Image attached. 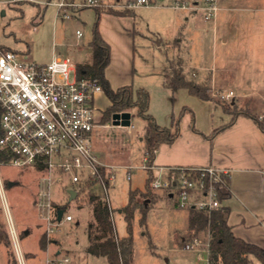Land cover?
<instances>
[{"label":"rangeland","instance_id":"1","mask_svg":"<svg viewBox=\"0 0 264 264\" xmlns=\"http://www.w3.org/2000/svg\"><path fill=\"white\" fill-rule=\"evenodd\" d=\"M57 1L0 0V51L11 50L21 54L23 61L36 64L49 63L53 57L68 59L75 66L89 62L87 47L92 39L96 11L109 7L70 8L66 10L65 14L69 17L66 19L57 8ZM82 1L65 0L66 3L76 5ZM102 1L106 6L116 3V0ZM118 1L120 4L125 3V0ZM233 2L235 4L232 6H239V10H233L229 16L242 22L241 25L238 23L240 39L237 38L238 41L234 43L229 42L226 47H222L219 41L222 29L219 19L207 21L201 11L172 9L169 7V0H157L150 6L121 10L133 14L134 35L129 57L124 56L120 49H114L109 67V72L116 75V82L113 83H118L117 87L125 85L120 84L124 82L122 75H119L125 70L129 73L127 84L131 89H144L148 93L147 113L159 127L170 129L174 124L173 120L179 119L178 146L186 143L192 122L195 128L202 131L221 127L229 118L222 111V105L234 106L235 111L247 112L262 121V62L260 60L258 63L248 64L238 54L237 48H249L253 51L262 48L264 0ZM219 14L220 12L217 13ZM76 32L80 33L79 38ZM246 32L248 38L241 36ZM257 56L263 60L261 54ZM220 58L228 61L224 70H221ZM167 59L171 60L172 67L179 64L178 69H181L186 80L204 86L209 101H200L184 90L176 93L168 89L159 90ZM222 92H233L237 97L230 103H221L216 95ZM244 94L246 98L243 97ZM106 105L103 94L95 96V114L98 116L101 113L98 124L103 126L96 130L99 133V147L95 153L101 160L121 165L113 171L116 184L110 187L113 189L109 190L108 196L114 235L123 238L126 236V224L118 211L126 204L129 189H143L146 176L142 151L144 121L131 111L128 127L112 125L111 118L104 122L101 115ZM182 108L187 110L180 115ZM152 170L159 173L158 168ZM126 175L130 177V181L126 180ZM42 176L41 169L31 165L14 167L0 164V179L2 185L5 184L3 194L7 208L6 212L0 203V264H46V260L63 257L70 259L68 264H106L101 258L85 254L86 228L93 223L87 195H100L98 187L84 182L76 196L69 200L67 190L71 185L65 177L61 184L52 186L53 204L64 207L66 215H70L72 221L56 222L52 215L51 223L57 226L52 227V233L48 234L45 215L35 206ZM7 183H12V186L7 187ZM154 193L157 198L146 213L145 225H140V215L137 212L132 220L131 264H206L207 251L204 244L208 236L205 233L194 235L188 230L189 208H179L177 199L168 198L162 191ZM8 218L15 236L8 229ZM41 238L45 241V247L49 246L50 252L48 249H40ZM195 238L201 247L186 251L185 245ZM251 260V264H260L253 258Z\"/></svg>","mask_w":264,"mask_h":264},{"label":"built area","instance_id":"2","mask_svg":"<svg viewBox=\"0 0 264 264\" xmlns=\"http://www.w3.org/2000/svg\"><path fill=\"white\" fill-rule=\"evenodd\" d=\"M156 1L125 0L120 7L150 6ZM169 2V7L175 10L201 11L207 21H214L219 12L218 0ZM56 6L68 19L65 13L70 8H100L103 5L102 0H83L78 5L58 0ZM76 36L79 38L80 33L76 32ZM99 94H102V88L97 81L79 73L68 59L54 58L49 63L36 64L23 61L21 54L11 50L0 51V153L10 157L3 164L42 167L35 206L45 215L48 234L57 226L51 219L53 215L56 221L58 211L53 207L51 187L61 184L63 177L76 194L84 182L96 185L111 216L108 192L116 178L112 168L98 162L91 142L92 130L99 121L94 109V99ZM216 97L221 103H230L235 95L222 92ZM100 169L104 170V178ZM175 171L180 174L174 175ZM203 178H207V183ZM226 178H229L226 170L210 167L187 168L185 171L165 168L154 176L151 189L175 197L179 208L207 213L220 207L214 187L224 186ZM0 203L7 212L1 179ZM61 221L71 222L72 217L63 213ZM7 225L11 235L15 236L9 218ZM204 246L208 257V240ZM199 247L200 242L195 238L184 249L190 251ZM69 262L68 257L46 260V264Z\"/></svg>","mask_w":264,"mask_h":264},{"label":"trees","instance_id":"3","mask_svg":"<svg viewBox=\"0 0 264 264\" xmlns=\"http://www.w3.org/2000/svg\"><path fill=\"white\" fill-rule=\"evenodd\" d=\"M101 14L126 16L130 13L127 11L114 10L112 8L96 11V21L92 30V39L88 44L91 50L90 61L87 64L76 65V69L79 73L83 72L85 76L95 79L102 88V93L109 103L101 115V119L104 122L109 120L114 114L130 113L131 111H134L135 114L144 121L145 127L142 140V151L146 176L142 190H128L127 202L120 210L126 224V236L123 238H117L114 235V227L110 213L101 197L94 194L87 195V201L91 207L93 223L86 228L87 247L85 249V254L96 258H104L107 264H131L132 220L135 212H137L140 215V225H145L146 213L157 198V195L151 189V183L154 180L152 168L155 153L161 145L170 146L178 139L179 119L176 121L173 120L174 124L170 129L161 128L156 124L153 117L147 113L149 95L144 89L133 91L131 86H123L116 90L111 89L104 77V70L109 63V48L102 41L97 30ZM178 68V63L175 67H172L171 60H166V69L164 70L162 78L163 87L171 92L184 90L188 95L200 101H209L207 89L202 85L186 80L182 75L181 69ZM233 108L234 106L226 107L222 105V111L230 117L229 122L224 126L214 129L208 136H201L205 140L213 139L216 135L231 127L238 117L251 120L264 136L263 121H259L255 116L247 112L235 111ZM186 110V108H182L180 115ZM192 123L190 124L191 131L199 134ZM9 159L10 157L7 154L0 153V164L6 163ZM38 169H42V167L39 166ZM177 169L185 171L187 168ZM99 173L101 177L104 178V170L100 169ZM178 174H180V171L174 172V175ZM203 181L207 183V178H203ZM3 185L5 186V184ZM214 188L217 192V199L220 203V207L207 213L197 212L193 208H190L188 215V230L194 235L205 233L208 236V264H250V257L257 260L260 264H264V251L255 245L245 243L241 239L236 238L227 225L226 220L229 210L226 206H223L222 203L227 200L230 195L229 178L224 179V186L218 187L215 185ZM85 189H87V187ZM53 207L65 213L64 207H59L54 204ZM1 235L0 230V241L2 239ZM39 244L40 249L44 250L45 241L43 238L40 239Z\"/></svg>","mask_w":264,"mask_h":264},{"label":"crops","instance_id":"4","mask_svg":"<svg viewBox=\"0 0 264 264\" xmlns=\"http://www.w3.org/2000/svg\"><path fill=\"white\" fill-rule=\"evenodd\" d=\"M246 1L248 2V0ZM232 4H235L233 0L218 1L220 14L217 15L216 20L219 19V24L221 23L222 26L220 33L221 36L219 39L222 47H226L229 42H237V38L240 39L239 26L242 22L240 23L235 20L233 16H229L233 10H239V6L234 8ZM102 5L114 10L121 11L122 8L120 6L123 4H120L119 1L116 0L115 4L107 6L104 5L102 1ZM132 17V13L126 16H114L110 14L100 15L98 34L102 41L109 48V63L104 70V77L109 83L112 90H116L117 88L123 86H129V84H127L129 82V73H126L125 70L122 74H119L122 75V78L124 80H122V82L124 83L120 84L125 85H122L120 87H117L119 85L118 83L114 85L113 82H116V75L114 76L112 72H109V67L111 65L113 54L115 53L114 49H120L126 57H129L131 55L133 42L132 36L134 35ZM215 23L217 24L218 21H215ZM234 23L237 24L234 25ZM238 23L240 25H238ZM241 36H245L244 38H248V33H242ZM261 39L262 48L259 50L253 51L252 49H244L241 47L237 49H239L238 54H241L243 58L248 61V64H253L255 62L258 63L261 60L263 65L262 68L264 69V32H262L261 34ZM168 45L171 46V44L169 43ZM87 53L89 55L91 53L89 47H87ZM259 54L262 55L263 60L257 56ZM54 58L58 57H53L52 59ZM225 59L226 58H222L220 60L222 63L221 70H224L228 65V61H226ZM87 63L84 62L83 64ZM230 63L232 64V62ZM163 89L166 88L163 87L161 82L159 83V90L164 91ZM177 91L173 93H176ZM262 93L263 95H261L260 99L262 103H264V87ZM163 97H166L165 94ZM243 97L246 98L247 96L244 94ZM108 104L109 103L107 101L106 107L108 106ZM100 114L101 113H99L98 116L96 115V118L98 120L100 118ZM129 114L131 118V113ZM260 117L264 122V114L260 115ZM229 119L230 117L223 125L220 126L226 125L229 122ZM101 127L103 126H100L98 124L92 130V152L101 165L112 168V171H114L115 168L121 167V165H114L113 163H111V161L106 159L101 160L95 153L97 152L99 147V133H97L96 130L100 129ZM216 128H211L207 131H202L195 128V130L198 131L199 134L191 131L190 134L186 136V143L182 145L180 144L179 146L178 139H176V141L170 146L161 145L155 153L153 168H158L159 173L161 169L165 168L197 169L210 167L217 170H226L229 173L230 195L227 200L223 201L222 205L226 206L229 210L226 220L227 225L230 227L232 234L236 238L241 239L245 243L255 245L264 251V136L251 120L244 117H238L231 127L219 133L211 140H205L201 136H208L211 131ZM177 146L178 149L175 150ZM178 150L180 151L177 152ZM152 171L154 176L159 174H157L154 170ZM127 176L128 175H126V180L130 181V177L128 176L129 179H127ZM64 184L65 182L63 183V185ZM70 189L71 186L67 191H69ZM164 194L168 198H171L165 192ZM89 210L91 212L90 205ZM118 212L120 213V210ZM45 248V251L47 249L49 250V252L51 251L49 246ZM251 258L252 257H250V264L252 263ZM101 259L105 261L104 258Z\"/></svg>","mask_w":264,"mask_h":264},{"label":"water","instance_id":"5","mask_svg":"<svg viewBox=\"0 0 264 264\" xmlns=\"http://www.w3.org/2000/svg\"><path fill=\"white\" fill-rule=\"evenodd\" d=\"M112 125L114 126H121V127H128L130 123V114L129 113H121V114H114L111 116ZM12 183H7V187H11ZM69 200L73 199L76 196V193L73 190L68 191ZM63 211L58 210L56 212V221L59 222L62 218Z\"/></svg>","mask_w":264,"mask_h":264}]
</instances>
